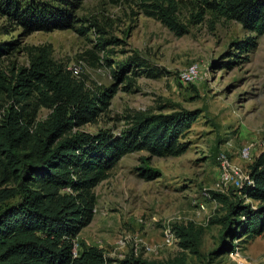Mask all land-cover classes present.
Here are the masks:
<instances>
[{"label":"trees","instance_id":"16d2710c","mask_svg":"<svg viewBox=\"0 0 264 264\" xmlns=\"http://www.w3.org/2000/svg\"><path fill=\"white\" fill-rule=\"evenodd\" d=\"M84 0H0V19L33 32L76 30L79 35L96 33L92 49L86 51L93 66L107 46L117 43L98 21L77 15ZM134 8L136 14L160 22L177 37L206 17L235 21L250 36L231 44L226 67L248 60L264 35V0H115ZM16 43H0V59ZM24 67L0 69V264H189L187 255L202 257L201 240L207 227L219 226L218 248L206 260L230 254L241 245L264 234V151L248 167L251 183L227 193H208L219 205L207 225L177 222L172 230L180 250L166 260L130 254L122 259L108 257L98 247L74 240L87 227L96 206L94 189L126 155L146 152L149 157H178L187 151L181 142L200 111L157 112L129 110L119 117L123 126L115 133L100 129L81 130L107 114L110 102L122 90H135L138 77H154L147 62L135 53L112 70L114 83L89 89L67 67L52 59L51 46L25 47ZM154 74V75H153ZM41 109L50 113L38 119ZM138 176L152 181L160 176L142 158ZM82 243V244H81ZM233 253V254H231ZM201 264V263H198Z\"/></svg>","mask_w":264,"mask_h":264},{"label":"rangeland","instance_id":"374dc122","mask_svg":"<svg viewBox=\"0 0 264 264\" xmlns=\"http://www.w3.org/2000/svg\"><path fill=\"white\" fill-rule=\"evenodd\" d=\"M115 0H84L77 12L86 22L95 19L117 40L107 46L98 65L91 64L86 51L92 49L96 33L79 35L76 30L37 31L23 35L19 29L0 19V43H16L15 49L0 59V69L24 67L28 63L25 47L51 46L52 59L61 63L94 90L114 83L112 70L119 62L138 53L155 73L141 75L135 90L125 92L118 86L108 113L81 130L96 133L111 129L117 133L123 123L120 116L129 110L154 111L166 106L171 110L200 111L190 132L181 142L187 151L178 157H149L146 152L124 156L109 172L108 178L95 189L96 213L91 223L74 240L79 247L101 248L108 257L122 259L134 253L145 256L144 245L154 253L146 258L166 260L180 252L176 246L162 245L163 228L168 223L192 221L207 225L219 208L208 193H227L248 182V167L264 151V35L233 68L231 44L250 36L240 24L206 17L190 27L187 35L177 37L160 22L136 14L134 8L115 4ZM196 66V77L185 82L183 72ZM182 73V74H181ZM180 74V80H179ZM154 75V74H153ZM50 113L41 109L43 120ZM142 158L160 176L145 181L138 176ZM225 163V169L221 166ZM233 176L237 179L233 181ZM218 226L207 227L197 260L187 255L189 264H264V234L241 244L233 255H221L212 262L206 255L218 248ZM126 238L125 245L118 241ZM81 243V244H82Z\"/></svg>","mask_w":264,"mask_h":264},{"label":"built area","instance_id":"2783aa9c","mask_svg":"<svg viewBox=\"0 0 264 264\" xmlns=\"http://www.w3.org/2000/svg\"><path fill=\"white\" fill-rule=\"evenodd\" d=\"M72 73H73L74 75H76V74H77V71L75 70V71H73ZM179 80H180V74H179ZM236 180H237V179L233 176V181H236ZM236 189H238V187H237ZM236 189H235V190H236ZM93 212H94V214H95V213H96V209H94ZM163 229H164V230H163V232H162V245H163L164 247H172V246L174 247V246H176L178 240H177V238H176V236H175L174 231L172 230V225H169V224L167 223L166 226H165ZM126 240H127L126 238L120 239V240L118 241V243H119L120 245L123 246V245L126 244V242H127ZM177 247H178V246H177ZM137 251H138L137 247H134V254H135V255H137ZM143 251H144V254H145L144 257H147V256H149L151 253H154V249H153V247L146 246V245H144V249H143ZM72 254H73L74 257L77 256V246H76V245H74V247H73Z\"/></svg>","mask_w":264,"mask_h":264},{"label":"bare ground","instance_id":"6f19581e","mask_svg":"<svg viewBox=\"0 0 264 264\" xmlns=\"http://www.w3.org/2000/svg\"><path fill=\"white\" fill-rule=\"evenodd\" d=\"M190 67V66H189ZM182 74V73H181ZM196 66L194 67H190L188 69H186L184 72H183V75H182V78L185 82H191L195 79L196 77ZM224 169H225V163L223 162L222 165H221ZM246 184H251L249 182V179H248V182Z\"/></svg>","mask_w":264,"mask_h":264}]
</instances>
